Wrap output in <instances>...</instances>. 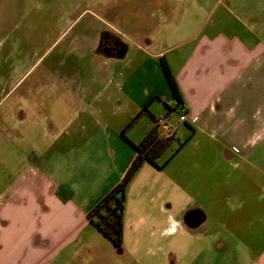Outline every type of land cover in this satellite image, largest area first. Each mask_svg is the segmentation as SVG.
I'll return each mask as SVG.
<instances>
[{
    "label": "crops",
    "instance_id": "obj_1",
    "mask_svg": "<svg viewBox=\"0 0 264 264\" xmlns=\"http://www.w3.org/2000/svg\"><path fill=\"white\" fill-rule=\"evenodd\" d=\"M120 1L129 2L130 9L121 8L114 15L129 10L134 33L130 46L108 39L114 43L111 49L101 45L91 52L94 43L71 41L70 49L86 46L90 58L80 63L86 59L83 53L75 63H55L64 72L38 76L30 87L19 91L16 108L15 101L8 100L13 88L4 95L0 194L5 201L0 202V230L12 221L11 208H39L43 203L54 206L57 214L60 210L65 227L58 236V215L51 212L46 221L50 236H34L41 228L10 238L0 231V264L53 262L62 253L69 255L65 249L73 244L74 236L95 228L89 212L123 178L137 154L133 145L154 124L144 115L122 136L130 118L145 106L159 124L167 125V136L175 138L171 146L189 138L194 153L181 168L175 162L185 148L176 146L163 168L145 162L136 172L126 190L122 245L132 236L155 237L161 256L150 248L145 254L154 253L155 264H191L203 252L195 239L211 242L213 236L237 227L218 219L228 204L218 200V186L213 187L212 177L218 170L212 165L203 170L198 161L218 159V149L213 151L212 146L225 148V161H244L251 154L248 146L264 130V0ZM161 60L170 71L176 66L172 75L180 104ZM26 75L20 73L18 82L26 80ZM95 84L98 88H93ZM57 113L61 124L52 116ZM114 116L120 122H113ZM41 125L49 129V137L43 141L36 134L33 138L39 140V151L20 149L12 159L13 138L24 144L27 129L37 130ZM162 156L159 165L165 163ZM203 177L205 183L197 180ZM59 189L66 191L59 194ZM250 190L261 193L264 185H253ZM261 222L264 225V218ZM233 262L264 264V248L255 251L246 246Z\"/></svg>",
    "mask_w": 264,
    "mask_h": 264
},
{
    "label": "rangeland",
    "instance_id": "obj_2",
    "mask_svg": "<svg viewBox=\"0 0 264 264\" xmlns=\"http://www.w3.org/2000/svg\"><path fill=\"white\" fill-rule=\"evenodd\" d=\"M125 3L128 6L120 0H0V105L4 95L13 88L14 93L8 100H14L13 104L16 108L20 90L30 87L38 76H51L63 71V68L60 65L57 68L55 63L63 60L75 63L78 56L83 53L86 59L79 61L80 63L90 58L86 46L70 49L68 44L71 41L80 43L84 40L85 43H94L89 48L91 52H96L101 43L108 42V39L130 46L134 33L130 29L129 10L127 14L114 15V12L120 11L121 8L130 9L129 2ZM67 50L71 51L70 55L67 54ZM175 67L172 66L173 71ZM76 71V68L72 69V72ZM90 71L91 74L94 72L93 69ZM20 73H27L28 78L18 82ZM93 88H98V84ZM1 115L0 109V117ZM48 116L49 114L46 115ZM52 116L61 124L60 113ZM177 116L176 119L174 117L176 121H178ZM119 118L114 116L113 122H120ZM12 123L18 125L17 120ZM65 131L66 129H63L62 134H65ZM259 133L253 145L248 146L251 154L244 155L246 156L243 157L244 161L238 158L223 160L222 154L225 148L223 149L222 146L210 147L213 151L218 149L216 161L214 157L210 160L203 157L198 161L203 170L209 165L218 170L217 176L214 172L212 177L213 187L218 186L216 195L218 200L228 203L225 206L227 210L220 212L218 219L220 221L226 219L230 225L237 224V227L230 228L223 236H213L211 242L205 243L204 240L195 239V242L203 247V252L191 264H235L233 262L235 256L244 251L246 246H250L255 251L264 248V236H258L264 234V225L261 222L264 218V191L260 193L250 190L253 185L258 187L264 185V130ZM36 134L44 141L49 137V129L43 125L37 130L28 128L24 144H19L18 138H13L11 158L14 159L20 154V149L39 151L41 147L39 140L33 139ZM187 140L176 142L169 147L161 161L165 162L176 150L175 147L178 148L182 143L185 149L175 163L176 166L180 164L179 167L185 168L188 163L187 156L194 153L193 141ZM4 149L5 144L0 138V154ZM234 149L237 148L232 149L236 153ZM188 165H193V162L189 161ZM2 170H4L3 165L0 163V171ZM197 180L201 183L206 181L204 177ZM2 201H5V197L0 194V202ZM241 203L245 205L240 209ZM50 205L43 203L39 208L34 205L27 208H11L9 219L12 218V221L6 227L1 225L0 231L3 236L10 238L28 236L32 230L38 231L41 228L34 236L39 234L50 236L47 230L49 224H46V221L50 219L51 212L53 215L57 214L56 208ZM57 215L58 224L55 227H58L59 236L65 225L61 221L59 209ZM149 237L151 236H132L130 242L126 241L121 246H115L93 226L88 227L81 236H74L73 244L65 249L70 252L69 255L62 253L53 262L46 264H155L154 253L145 255L146 251L149 250L148 248L158 250L159 256L161 251L156 245L157 242L154 243L155 237L153 239ZM233 253L234 258L231 256ZM31 262L29 260L23 264Z\"/></svg>",
    "mask_w": 264,
    "mask_h": 264
},
{
    "label": "trees",
    "instance_id": "obj_3",
    "mask_svg": "<svg viewBox=\"0 0 264 264\" xmlns=\"http://www.w3.org/2000/svg\"><path fill=\"white\" fill-rule=\"evenodd\" d=\"M161 64L172 94L177 104H180L181 95L176 81L165 61L161 60ZM144 115L149 116L154 124L144 138L138 144L133 145L137 152L135 158L120 182L88 214L90 223L115 246H121L123 242V215L128 184L145 162L152 163L157 168H163L167 162L159 165L157 160L166 152L175 139L173 136L161 134L160 124L149 112L148 106H145L138 114L130 118L126 127L121 131L122 136L125 137L128 129L133 127ZM181 145L182 143L179 144V146ZM64 191L66 190L59 189L58 193L62 194ZM62 200L64 199L62 198Z\"/></svg>",
    "mask_w": 264,
    "mask_h": 264
},
{
    "label": "built area",
    "instance_id": "obj_4",
    "mask_svg": "<svg viewBox=\"0 0 264 264\" xmlns=\"http://www.w3.org/2000/svg\"><path fill=\"white\" fill-rule=\"evenodd\" d=\"M184 117H185V114L183 113L182 116H181V118L184 119ZM160 131H161V134H162V132H163V133L165 132V133H166L165 136H167V132L169 131V129H168V127H167L166 124L161 123V124H160ZM234 150H235V149H234ZM235 151L237 152V150H235Z\"/></svg>",
    "mask_w": 264,
    "mask_h": 264
},
{
    "label": "flooded vegetation",
    "instance_id": "obj_5",
    "mask_svg": "<svg viewBox=\"0 0 264 264\" xmlns=\"http://www.w3.org/2000/svg\"><path fill=\"white\" fill-rule=\"evenodd\" d=\"M113 44H114L113 42H110V43H109V42H104V43L102 42V43H101V45L104 46V48H105L106 50L111 49V48L113 47Z\"/></svg>",
    "mask_w": 264,
    "mask_h": 264
}]
</instances>
